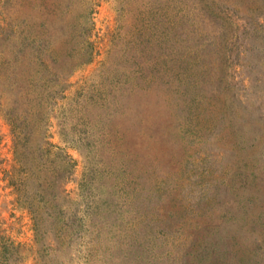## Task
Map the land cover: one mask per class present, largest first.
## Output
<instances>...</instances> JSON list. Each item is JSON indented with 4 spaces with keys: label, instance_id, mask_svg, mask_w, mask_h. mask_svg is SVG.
I'll use <instances>...</instances> for the list:
<instances>
[{
    "label": "rangeland",
    "instance_id": "1",
    "mask_svg": "<svg viewBox=\"0 0 264 264\" xmlns=\"http://www.w3.org/2000/svg\"><path fill=\"white\" fill-rule=\"evenodd\" d=\"M0 264H264V0H0Z\"/></svg>",
    "mask_w": 264,
    "mask_h": 264
}]
</instances>
